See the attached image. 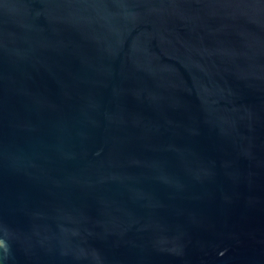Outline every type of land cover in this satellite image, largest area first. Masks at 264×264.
<instances>
[{
    "label": "water",
    "instance_id": "1",
    "mask_svg": "<svg viewBox=\"0 0 264 264\" xmlns=\"http://www.w3.org/2000/svg\"><path fill=\"white\" fill-rule=\"evenodd\" d=\"M0 264H264V0H0Z\"/></svg>",
    "mask_w": 264,
    "mask_h": 264
},
{
    "label": "clouds",
    "instance_id": "2",
    "mask_svg": "<svg viewBox=\"0 0 264 264\" xmlns=\"http://www.w3.org/2000/svg\"><path fill=\"white\" fill-rule=\"evenodd\" d=\"M0 249L3 250L5 254V258H6L7 255L10 253V248H9V245L6 243V241L3 239H0Z\"/></svg>",
    "mask_w": 264,
    "mask_h": 264
}]
</instances>
